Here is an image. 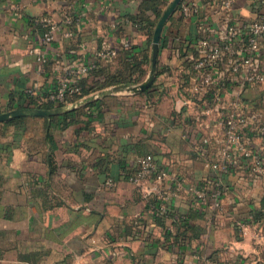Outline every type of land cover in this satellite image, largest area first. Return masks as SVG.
<instances>
[{
    "label": "crops",
    "instance_id": "0c3cea01",
    "mask_svg": "<svg viewBox=\"0 0 264 264\" xmlns=\"http://www.w3.org/2000/svg\"><path fill=\"white\" fill-rule=\"evenodd\" d=\"M143 1L0 0V114L50 109L37 107L35 98L46 101L81 60L107 64L100 53L110 46L148 52L144 79L125 85L145 81L156 26L173 0H161L158 17L143 13L154 21L152 34L134 22ZM186 1L197 2L201 12L176 7L166 20L157 93L121 90L94 99L98 103L80 114L75 111L90 102L0 121V264H264V175L254 176L243 159L228 172L208 165L224 156L220 112H207L201 95L184 86L199 56L202 27L218 25L224 10L216 11V0ZM260 7L259 0H234L228 11L233 18L251 17ZM46 21L60 26L49 44L42 40ZM260 56L264 68V39ZM231 90L225 83V100ZM244 96L250 143L264 153L258 131L264 126V81L248 86ZM20 117L24 123H7ZM147 154L168 175L135 184L128 176ZM192 185L203 195L191 192ZM220 188L216 206L212 194ZM162 192L168 193L166 215L157 213Z\"/></svg>",
    "mask_w": 264,
    "mask_h": 264
},
{
    "label": "built area",
    "instance_id": "2783aa9c",
    "mask_svg": "<svg viewBox=\"0 0 264 264\" xmlns=\"http://www.w3.org/2000/svg\"><path fill=\"white\" fill-rule=\"evenodd\" d=\"M234 0H216V11L224 10L218 25L203 26L204 36L197 40L199 56L193 63L191 82L184 85L188 91L201 95L209 105L207 112L215 108L220 112L219 124L225 134L224 156L222 160L209 161L208 165L221 172H228L243 159L249 163L251 173L256 176L264 175V153L250 143L249 102L244 96L248 86L258 85L264 81V68L261 61V46L264 39V0H259L261 7L255 16L233 18L229 15ZM178 8L185 14H199L201 6L195 1H182ZM70 22V17L67 18ZM49 25L42 40L45 44L52 43L55 31L60 28L58 24L46 21ZM209 33V34H207ZM67 37L73 36V31L64 29ZM117 54L115 47H107L100 55L110 60ZM45 56H40L39 61L44 62ZM95 62H77L70 74L62 78L56 87L51 88L46 94L47 99L55 102L65 101L70 93L80 91L79 79L86 76ZM225 83L231 85V96L224 99L222 89ZM183 86V87H184ZM29 93H34L30 90ZM210 94L211 97H206ZM258 131L264 136V126ZM166 170L156 168L153 156L147 154L138 158V169L129 177L135 184H140L144 179L155 176L156 179L167 177ZM190 191L202 196L203 192L196 185ZM216 206L221 203L223 191L217 189L213 192ZM163 203L161 211H166L168 193L160 195Z\"/></svg>",
    "mask_w": 264,
    "mask_h": 264
},
{
    "label": "trees",
    "instance_id": "16d2710c",
    "mask_svg": "<svg viewBox=\"0 0 264 264\" xmlns=\"http://www.w3.org/2000/svg\"><path fill=\"white\" fill-rule=\"evenodd\" d=\"M160 2L161 0L143 1L141 4V13L137 14L134 17V22L149 26L151 34L153 33L154 21H151L150 19H148V17H145L143 13L145 11H153L158 17L162 13V8L158 6ZM106 61L108 62L105 65H101V62H95L96 66L91 68L90 72L88 73V74L93 75L94 77L93 81L92 82L88 81V78H87L88 74L86 76L81 77L79 79V84H78L81 87L80 91L68 94L65 98V101H62V102L49 101L47 99V94H46L45 98L47 100L40 102V100L35 98V102H34L35 105L37 107H42V108H51V107H54L55 105H63L68 101L77 100L87 94H90L94 91L103 89L113 84H131V83L140 82L144 79V77L147 74L146 65L149 63L150 59H149L148 52H146L145 50L136 52L135 46L130 45V46L123 48V50H120V52L117 50V54L114 57H112L110 60H106ZM115 62L117 63L116 68H114ZM192 69H193V66H192ZM159 72L160 71L158 69V74ZM158 91H159L158 85L155 83H153L149 88L146 89V92L150 95H153L157 93ZM160 92L162 91L160 90ZM96 103H98V101L94 100L86 104L85 106L77 109L75 113H79V114L82 113L86 107H89V109H91L92 106H94V104ZM25 119L26 117H20L10 122H7V123H13V122L14 123H20V122L24 123ZM55 119L56 117L52 118V120H55ZM47 127H48V124H47ZM49 137L51 139V135L47 133V135L45 136L46 142H50ZM47 159L49 162H53L51 153H47ZM134 172L130 173L128 178ZM160 206L157 209V213L159 215H166L168 213V208L166 211L163 212L161 211Z\"/></svg>",
    "mask_w": 264,
    "mask_h": 264
},
{
    "label": "water",
    "instance_id": "95a60500",
    "mask_svg": "<svg viewBox=\"0 0 264 264\" xmlns=\"http://www.w3.org/2000/svg\"><path fill=\"white\" fill-rule=\"evenodd\" d=\"M182 1L183 0H173L170 3V5L167 7V9L164 11L163 15L161 16V18H160V20L156 26L154 36H153V41H152V58H151L152 67H151L150 74L145 81H143L137 85H133V86H127L125 84L110 86V87L104 88L102 90H99V91H97L91 95H88V96L82 98L81 100H78L77 102H74L71 104H63V105L55 107V108H50V109L25 108V109H17V110H12L9 112L1 113L0 114V121L8 120L10 118L20 116V115H26V114L49 116L52 114H56V113L65 112L68 110L75 109V108H77L83 104L91 102L92 100H94L100 96L111 94V93H114L117 91L130 90V91H134V92H139V91L145 90L146 88L151 86V84L154 82L155 77H156L158 54H159V44H160V38H161V34L163 31L164 24H165L166 20L168 19V17L170 16V14L175 10L176 7H178L180 5V3Z\"/></svg>",
    "mask_w": 264,
    "mask_h": 264
},
{
    "label": "rangeland",
    "instance_id": "374dc122",
    "mask_svg": "<svg viewBox=\"0 0 264 264\" xmlns=\"http://www.w3.org/2000/svg\"><path fill=\"white\" fill-rule=\"evenodd\" d=\"M106 88V87H105Z\"/></svg>",
    "mask_w": 264,
    "mask_h": 264
}]
</instances>
